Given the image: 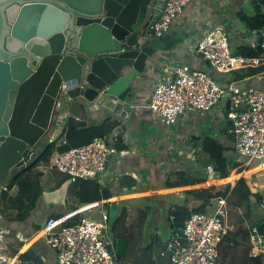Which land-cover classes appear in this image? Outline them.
<instances>
[{"label":"crops","instance_id":"obj_1","mask_svg":"<svg viewBox=\"0 0 264 264\" xmlns=\"http://www.w3.org/2000/svg\"><path fill=\"white\" fill-rule=\"evenodd\" d=\"M254 2L195 0L186 6L167 33L150 36V45L156 48L148 61L152 70L135 83L134 97L127 100L129 118L122 119L94 103L83 108L67 99L48 140L59 137L70 121L87 128L109 119L118 122L109 136L120 135L119 142L114 144L119 154L110 156L105 171L97 179L71 181L49 161L23 174L29 181L24 187L16 176L33 158L25 167L15 169L0 188V221L9 230L0 254L11 258L0 264H58L42 228L48 218H59L78 209L72 221L83 216L100 220L103 211L109 212L119 264H172L166 242L173 230V211L182 206L196 209L209 202L205 211L210 213L215 197L209 200L205 194L192 191L215 187L214 192L222 193L242 177L252 194L249 200L242 199L241 194L231 195L217 264H264L261 257H252L249 251V227L264 217V161L247 166L236 152L228 103L220 102L208 112L185 113L172 124L164 123L147 109L158 81L179 66L210 72L222 84L240 80L242 86L264 88V77L242 80L263 71L264 63L238 64L220 73L196 51L198 41L214 24L224 26L236 52L256 41L251 35L257 30L243 18L256 15ZM207 139L221 144L225 154L238 164L229 176L218 177L213 184H210V175L215 171L213 161L202 149ZM194 181L197 182L191 183ZM94 202L97 206L81 209ZM31 248L38 258L36 262L23 255Z\"/></svg>","mask_w":264,"mask_h":264},{"label":"water","instance_id":"obj_2","mask_svg":"<svg viewBox=\"0 0 264 264\" xmlns=\"http://www.w3.org/2000/svg\"><path fill=\"white\" fill-rule=\"evenodd\" d=\"M153 2L0 0V188L54 131L67 99L130 117L127 100L156 52L143 35ZM23 255L38 261L33 248Z\"/></svg>","mask_w":264,"mask_h":264},{"label":"built area","instance_id":"obj_3","mask_svg":"<svg viewBox=\"0 0 264 264\" xmlns=\"http://www.w3.org/2000/svg\"><path fill=\"white\" fill-rule=\"evenodd\" d=\"M192 1L195 0H154L143 35L163 36ZM255 32L259 38L250 47L261 50L257 56L236 52L226 29L218 24L209 26L198 41L196 51L220 73L238 64L259 66L264 63V25ZM254 76L262 79L264 70L242 80ZM238 81L222 84L210 72L194 71L187 65L179 66L158 81L147 109L164 123L172 124L185 113L212 111L220 102L230 101V132L236 152L246 160L248 166L255 161H264V88L250 84L242 86ZM119 140L120 135L97 137L90 143L66 151H55L50 162L57 170L68 175L71 181L97 179L105 171L110 156L119 154L114 145ZM209 169L212 170V167ZM231 195L229 190L215 197L212 212H195L183 227L171 231L166 249L172 264L218 263ZM97 204L90 203L81 209ZM79 211L59 218L50 217L42 228L46 242L56 253L58 264H119L109 212L103 211L100 220L83 216L71 223ZM8 233V228L0 221V249L4 247ZM249 251L252 257H261L264 262V233L255 224L249 227ZM10 259L0 254V262Z\"/></svg>","mask_w":264,"mask_h":264},{"label":"trees","instance_id":"obj_4","mask_svg":"<svg viewBox=\"0 0 264 264\" xmlns=\"http://www.w3.org/2000/svg\"><path fill=\"white\" fill-rule=\"evenodd\" d=\"M256 6V15L252 18L243 16L244 19L248 21L250 26L259 30L264 25V0H255ZM239 53L248 56H257L261 54L260 49H253L250 46H241L238 48ZM251 72H254L253 70ZM253 74V73H251ZM118 126V122L106 119L104 122L98 125H92L87 128H80L76 122L70 121L66 124V127L63 129L62 133L57 137L54 141L48 140L49 136L45 140V143L40 146L36 152V156L28 164L20 174L16 176V180L21 186L26 187L29 181L27 178H23V174L27 171H30L32 168L36 167L40 163H48L52 154L55 151H66L72 147L81 146L87 143H90L97 137L108 136L112 131ZM64 140L66 141L64 143ZM121 148V146H118ZM202 149L207 152L210 158L213 161L215 171H219L221 173V177H227L231 174V171L237 167V162L229 158L225 154L224 147L219 144L214 139L204 140L202 143ZM206 179V178H205ZM200 180V181H204ZM84 180V179H77ZM187 181V180H184ZM188 182V181H187ZM197 181L191 182L196 183ZM215 187H210L205 190H193L192 193H200L205 194V197H208L209 200L212 197H216L222 194L227 193L231 190V193L241 194L240 197L245 200H249L252 194L245 178H240L236 181V184L231 188H227L225 192H214ZM204 196V195H203ZM209 202H204L203 206L196 209H189L186 206L178 207L173 211L174 221H172V227L181 228L184 226L185 221L191 217V215L195 212H205V207ZM76 220H73L71 223H74ZM254 224L258 226L260 231L264 233V217L259 220L254 221ZM258 258V257H257Z\"/></svg>","mask_w":264,"mask_h":264}]
</instances>
